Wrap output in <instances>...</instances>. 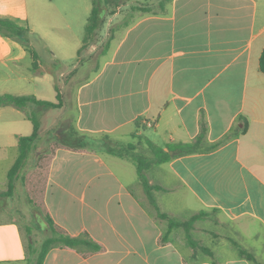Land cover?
I'll use <instances>...</instances> for the list:
<instances>
[{"label": "crops", "instance_id": "1", "mask_svg": "<svg viewBox=\"0 0 264 264\" xmlns=\"http://www.w3.org/2000/svg\"><path fill=\"white\" fill-rule=\"evenodd\" d=\"M138 4V15L121 22L111 35L94 73L75 84L73 69L64 79L67 95L75 88L72 97L64 99L63 87L55 85L62 98L58 108L72 101V126L106 142L144 137L143 130L152 129L144 138L148 147L137 143L147 148L148 159L149 146L166 151V144L189 142L202 128L207 142L225 138L214 149L152 164L146 173L149 183L162 188L156 193L162 212L185 219L200 210H217L216 216L195 221L192 230L213 256L193 251L181 228L165 235L167 222L156 215L126 157L50 148L48 141L19 180L56 225L70 235L87 233L102 249L81 253L55 247L42 264H264V74L258 66L264 0ZM0 18L28 28L22 42L0 32V95L47 100L42 96L51 82L50 70L41 57L55 51L29 21L27 0H0ZM70 34V28L66 33L58 26L51 37L55 46H64ZM29 48L38 55L35 70ZM48 110L37 112L45 116ZM26 121L30 123L24 110L0 107V138L17 141L32 131ZM148 121L153 125L147 126ZM115 160L132 163L135 174L118 168ZM4 209L0 207V264H24L31 235L15 219H5ZM206 219L217 222L210 236L196 230ZM220 230L228 234L218 240ZM231 239L251 252L255 262L238 256Z\"/></svg>", "mask_w": 264, "mask_h": 264}, {"label": "rangeland", "instance_id": "2", "mask_svg": "<svg viewBox=\"0 0 264 264\" xmlns=\"http://www.w3.org/2000/svg\"><path fill=\"white\" fill-rule=\"evenodd\" d=\"M97 1L99 2L100 0ZM151 1L158 2L160 0H132L127 5L123 4L124 7H116L114 14L106 13L102 16L103 20L96 31L93 41L82 51L78 52L85 37V26L88 15L91 11L92 0H27L29 21L36 24L37 35L48 41L55 51V55L44 54L41 57L42 64L50 70L48 71V74L51 79L49 84H45L46 89L49 87L48 90L44 92V96H42L47 99L45 101H57L55 91L56 84L61 86V88L63 87L64 99L65 97H72L75 88L74 86H71L69 94L67 95L64 90L65 86H63L64 79L67 78V76H70V74H73L76 78V84L80 79L87 77V75H92L94 70L100 65V62H103V49L111 35L114 34L117 26L120 25L121 22L132 20L134 15H138L136 13L137 7L140 5L138 3L146 4ZM83 6H85L84 9ZM58 26L62 27L66 33L69 28L72 30V35L70 34L71 36L64 46H55L53 38L51 37L53 28ZM118 33H121L120 30ZM73 69L75 70V73H70ZM62 72L65 73L64 78L61 76ZM65 101L67 104L65 102L66 105L63 108H52L48 110L49 112H47L45 116H39L42 127L41 133L37 140L35 151H31L29 154L25 168H28L33 164V158L37 155L36 152L44 150L43 148L46 147L48 141H50L48 147L52 148L56 146L58 138L61 136L64 128L72 127V118L74 114L72 101ZM25 124L31 128L28 121H26ZM29 131L31 130H27L25 133L29 134ZM152 132V129L147 128L142 132L144 137L135 136L122 138L119 140L118 144L109 142V145L113 147L115 146L114 148L116 150L122 151L124 154H129L130 156L135 155L139 157L145 169L146 177L149 173L148 168L151 166L150 158L152 159L154 154L149 146L151 157L149 156L150 158L148 159L145 156L147 148L142 149L137 143H141L143 145L142 147H148L144 138L149 136ZM55 134L57 137H54ZM50 136H53V138L50 139ZM16 154V137L10 136L9 138H0V191L6 189L7 169L15 159ZM38 155H40V153H38ZM114 162H116L115 165L118 168L124 166L135 174V167L132 163L119 160H115ZM1 183H4V185ZM0 207H5V219H15L20 226L24 229L26 228L28 235H31L30 239H32L33 243L30 250H28L24 261V264H31L35 257V252L40 248L41 241L46 235H48L44 231V220L42 217L44 214L43 208L38 200L34 198L31 193H28L27 187L24 182H21V180L17 181L16 190L13 196L2 197L0 199ZM35 211H37L38 214L35 213ZM211 215L216 216L214 213ZM217 219H219L218 216ZM206 220V222L198 223L199 228L196 230L197 232L198 230L200 232L205 230L207 235L210 236V232H215V230H217V227L215 226L217 222H213L211 219ZM217 234H219V237L216 239L219 240L220 237L227 235L228 232H221L220 230ZM204 235L206 234L204 233ZM245 240L249 241L247 237Z\"/></svg>", "mask_w": 264, "mask_h": 264}, {"label": "trees", "instance_id": "3", "mask_svg": "<svg viewBox=\"0 0 264 264\" xmlns=\"http://www.w3.org/2000/svg\"><path fill=\"white\" fill-rule=\"evenodd\" d=\"M123 1L124 0H100L98 2L97 0H92L91 11L88 15L85 26V37L78 52L82 51L93 41L96 31L103 20L102 16H104L106 13L114 14L115 8L118 7ZM27 31L28 28L21 27L9 19L0 18V32L4 33L7 36L18 38L22 42L24 40L23 35ZM29 51L31 52L34 60V62L32 63V67L35 70L38 66V63L36 61L38 60V55L32 48H29ZM258 66L259 70L264 74V47L259 57ZM55 89L57 99L56 102L40 100L34 95H15L9 93L0 95V107L13 106L18 109L24 110L27 119L32 125V131L30 134L19 135L17 137V155L14 162L7 170L6 189L0 191V197H10L14 194L17 181L19 180L21 171L26 166L29 154L31 151H35L36 149L37 140L39 139L41 132V122L37 109H51L61 107V94L57 86L55 87ZM239 131L243 133L245 131V125L240 128ZM54 137H57L56 134ZM51 138H53V136H50V139ZM224 140L225 138H222L213 143L207 142L205 130L204 128H202L200 132L189 142L166 144V151H164L162 148L150 146L152 149V153L154 154L151 159L150 165L160 164L164 161H167L172 156L192 154L200 151L214 149L221 143H223ZM57 145L72 150L106 151L107 153L117 156H127L126 158L131 161L136 167L138 178L142 184L148 202L155 210L156 215L159 218L166 220L167 222V230L165 235L167 236L174 229L181 228L184 232V239L186 240L189 247L193 249V251H201L205 255H208L210 257L213 256L212 250L204 245L200 239L196 238L193 235L192 230L194 228L195 221L210 217L211 213L217 212L215 208L210 211L200 210L185 219L172 217L160 210L156 199V193L162 188L157 184L149 183L145 175V169L139 157L135 155L130 156L129 154H124L122 151L116 150L114 148L115 146L113 147L109 145L108 141L106 142L100 137L81 132L74 126L70 128H64V131L58 138ZM169 151H172L173 154L170 155ZM36 154L38 155V151L36 152ZM37 155L34 156L33 159H35ZM42 217L44 220V231L48 235H46L41 241L40 248L35 252V257L31 264H42L47 252L55 247L71 248L81 253H93L98 252L102 249L101 245L93 240L87 233H81L75 236L70 235L58 225H56L48 213H44ZM231 242L236 249L238 256L255 262V258L251 252L244 249L232 239Z\"/></svg>", "mask_w": 264, "mask_h": 264}, {"label": "built area", "instance_id": "4", "mask_svg": "<svg viewBox=\"0 0 264 264\" xmlns=\"http://www.w3.org/2000/svg\"><path fill=\"white\" fill-rule=\"evenodd\" d=\"M146 125L150 127V126L153 125V122H149V121H148V122H146Z\"/></svg>", "mask_w": 264, "mask_h": 264}]
</instances>
